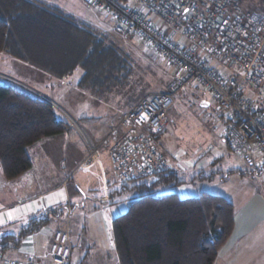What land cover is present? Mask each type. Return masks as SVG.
Returning <instances> with one entry per match:
<instances>
[{"label": "trees", "instance_id": "1", "mask_svg": "<svg viewBox=\"0 0 264 264\" xmlns=\"http://www.w3.org/2000/svg\"><path fill=\"white\" fill-rule=\"evenodd\" d=\"M0 54L55 79L80 70L79 86L92 92L125 85L131 73L130 56L110 34L35 0H0ZM4 83L0 170L4 180L13 181L31 169L30 147L74 127L58 118L43 98ZM181 183L171 168L151 181L137 179L120 186L119 193L136 192L138 198L108 221L118 264L214 263L233 231V205L205 192L189 197L156 194ZM41 214L29 218L17 235L0 234V255L17 251L29 235L49 225L50 211Z\"/></svg>", "mask_w": 264, "mask_h": 264}, {"label": "built area", "instance_id": "2", "mask_svg": "<svg viewBox=\"0 0 264 264\" xmlns=\"http://www.w3.org/2000/svg\"><path fill=\"white\" fill-rule=\"evenodd\" d=\"M82 1L107 15L121 34L134 36L172 68L166 89L141 97L98 143L69 118L83 138V164L91 163L102 147L109 146L108 160L120 186L137 179L150 181L171 169L155 139L167 123L174 95L189 85L206 90L221 110L224 134L234 150L243 154L251 147L264 161L263 15L242 13L234 0ZM166 28L173 29L172 33L167 34ZM174 31L183 37L173 40ZM1 79L14 81L7 76ZM60 239L44 262L32 256L2 257L0 264H72L67 228ZM27 243L24 240L18 249L24 251Z\"/></svg>", "mask_w": 264, "mask_h": 264}, {"label": "rangeland", "instance_id": "3", "mask_svg": "<svg viewBox=\"0 0 264 264\" xmlns=\"http://www.w3.org/2000/svg\"><path fill=\"white\" fill-rule=\"evenodd\" d=\"M234 1L239 4L240 10L244 14L264 16V0ZM65 2L70 3L68 0ZM69 5L64 6L68 8V12L73 16L93 27H97L100 31L109 32L111 38L122 44L124 50L130 56L131 73L128 80L124 83L125 85H116L105 89L106 91L98 90L97 92L78 90L79 93H74V96H71L73 100H70L69 104H65L59 99L53 100L52 98L58 94L64 95L65 90L70 91L72 87L67 85L66 87L55 88L50 90L53 91L54 96L50 94L48 103L53 107L58 118L65 119L68 122L69 118H72L88 136L90 135V130L87 128L89 130L87 131L83 123L85 119H79V115H93L97 118L96 122L98 124L90 125L92 130L97 132L98 129H102L107 132L111 125L118 122L119 118L123 117L124 112L135 105L145 94L164 91V87L170 80L172 68L162 58L158 57L151 48L147 47V50H145L144 47L140 46L141 42L134 36L121 34L113 20L95 7L87 5L82 0H80V3ZM172 31L173 29L166 28L167 34L172 33ZM179 37L182 38L183 34L179 33V31H174L173 40H178ZM79 73L80 70H76L69 81L75 80ZM0 76V82L3 81L1 79L2 76L12 78L14 80L13 83L3 81L5 82L4 84L13 85L31 95L41 98L42 95L39 92L42 94L50 93V91L46 90L44 91L47 93L39 91L31 80L15 73L10 61H6L5 66H0ZM67 94L69 95L70 93ZM202 101L208 103L207 107H200ZM220 115L221 110L217 105L215 106L204 89L189 85L174 95V105L167 113V123L159 135L157 144L170 163L172 162V169L177 171L178 180L182 183L169 189L157 191V195L168 193L180 195L185 188L190 189L192 186L198 191L197 193L224 194L227 198L233 196L235 192L233 186L237 184V179L234 176H230L225 183H221L219 179L228 174L235 161L237 159L240 160L239 156H244L249 152L257 154V152L255 149L248 147L243 154L237 153L224 134V124L221 123L223 120ZM219 119H221L220 123ZM65 135L74 146L80 149L84 148L83 138L79 131L73 128L66 132ZM93 143L95 142L93 141ZM102 149L103 147L100 151ZM257 162L264 163L262 157ZM198 168L200 170L203 169V171L198 172L197 170L195 172ZM79 172L81 173L82 171ZM66 173L67 169L65 168V175ZM192 173L196 176L194 178L195 181L193 178L191 179L193 177ZM72 183L73 179L68 178L66 180V185L71 186ZM7 186L5 180L0 181V202L6 201L9 197ZM95 193V191L92 192V194ZM123 195L125 203L128 205L138 198L136 192H125ZM102 214L100 215L97 211L92 210L90 203L81 210L75 209L71 216L70 214L69 216L65 215L64 212L63 218L58 222L57 226L53 221H50L47 231H43L49 243L48 247L50 248L51 246V233L56 228L59 229L57 231V235H59L56 236L55 241L60 245V234L67 228L70 234L69 243L71 246L72 264H118L108 229V221L111 219L105 213ZM37 215L42 214L37 213ZM28 219H26L24 225L15 226V228H19L18 230L12 231L13 228L3 229L0 234H4V236L17 235L28 223ZM25 240L28 241V238ZM13 252L0 255V258H15L16 255Z\"/></svg>", "mask_w": 264, "mask_h": 264}, {"label": "crops", "instance_id": "4", "mask_svg": "<svg viewBox=\"0 0 264 264\" xmlns=\"http://www.w3.org/2000/svg\"><path fill=\"white\" fill-rule=\"evenodd\" d=\"M35 1L55 7L81 24L89 26L100 33L109 34V32L100 31L97 27H93L76 18L64 6L80 3V0H68L70 3L65 2L67 0ZM140 46L147 50L145 45L140 43ZM6 61H10V65L15 73L31 80L39 91L49 92L55 88L66 87L67 85L72 87L70 91L65 90L64 95L58 94L54 96L53 91H50L48 94L39 92L46 102H49L48 97L51 94L54 96L53 98L51 97L53 100L59 99L65 104H69V101L73 100L71 96H74V93L77 94L79 91L88 92L87 89L79 86L81 71L75 80L69 81L76 70L66 78L55 79L19 61L0 54V66H5ZM67 93L70 94L68 95ZM200 107L205 108L201 104ZM261 114L264 115V113ZM79 119H85L83 123L86 129L90 130L87 129L90 134L89 136L95 143L101 141L108 134L111 127L117 123L111 125L107 132L102 129H98L96 132L90 127V125L98 124L96 117L84 114L79 115ZM65 134L52 139H43L30 147L28 155L31 159V169L13 181L5 180L6 185H8L9 197L6 201L0 202V217H3L5 221L3 224H0V231L8 228H13L12 231H16L19 229L15 228L16 225H24L27 218L44 211H50L49 221H53L57 226L58 222L62 220L64 212L67 215L69 210L71 216L75 209L81 210L88 203H90L92 210L97 211L100 215L101 213H105L110 216L109 219H113L126 211L128 204L125 203L123 193H119L120 184L108 160L109 146L103 147L101 151L99 150L98 155L91 164H83L82 162L86 154L85 148L80 149L74 146ZM155 140L158 146L159 136ZM163 154L165 155L164 152ZM239 157L240 160L237 159L235 161L228 174L219 179L221 183L227 182L230 176H234L237 179V184L233 186L235 192L232 197L227 198L226 195L220 194V196L226 198L233 205L234 227L228 240L219 249L213 264H264V163L257 162L260 157L255 153L249 152ZM65 168L67 169L66 175ZM197 170L198 172L203 171V169L200 170L198 168L195 172ZM79 171L82 172L80 173ZM195 172L194 174H196ZM194 174L191 177L193 180L196 177ZM68 178L73 179L71 186L66 185ZM3 179L1 174L0 181H4ZM94 191L96 193L92 194ZM61 192L63 196L58 195ZM197 192L191 186L190 189L185 188L182 194L189 197L194 196ZM12 209H17L18 211L13 213L12 220H8L5 214ZM6 226L8 227L4 228ZM48 226L29 235L24 251L19 250V248L13 252L16 255L15 258L32 256L36 260L46 261L49 251L57 244L55 238L59 230L56 228L53 231L54 233H51V246L49 248L47 237L43 233L44 230L47 231Z\"/></svg>", "mask_w": 264, "mask_h": 264}, {"label": "snow or ice", "instance_id": "5", "mask_svg": "<svg viewBox=\"0 0 264 264\" xmlns=\"http://www.w3.org/2000/svg\"><path fill=\"white\" fill-rule=\"evenodd\" d=\"M185 11H187V9H185ZM205 107H207V103L205 102L204 104ZM58 195L63 196V193H58ZM18 211L17 209H12L11 211H8L5 215L7 216L8 220H12L13 219V213ZM5 221L3 219V217H0V224H3ZM26 222V221H25Z\"/></svg>", "mask_w": 264, "mask_h": 264}, {"label": "water", "instance_id": "6", "mask_svg": "<svg viewBox=\"0 0 264 264\" xmlns=\"http://www.w3.org/2000/svg\"><path fill=\"white\" fill-rule=\"evenodd\" d=\"M204 104H205V102H202V103H201L202 106H204ZM207 105H208V103H207Z\"/></svg>", "mask_w": 264, "mask_h": 264}]
</instances>
